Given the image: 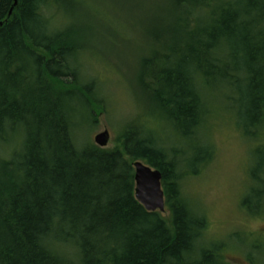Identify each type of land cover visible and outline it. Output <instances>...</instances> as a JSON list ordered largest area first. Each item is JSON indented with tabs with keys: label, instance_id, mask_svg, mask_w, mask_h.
Segmentation results:
<instances>
[{
	"label": "trees",
	"instance_id": "1",
	"mask_svg": "<svg viewBox=\"0 0 264 264\" xmlns=\"http://www.w3.org/2000/svg\"><path fill=\"white\" fill-rule=\"evenodd\" d=\"M76 4L0 0V264H229L217 243L198 246L208 221L181 183L197 173L186 162L213 156L197 145L211 89L237 92L228 99L246 135L264 125V0H171L174 21L140 56L134 93L174 135L163 146L130 123L113 149L74 134L77 105L89 124L103 107L82 77L88 30L55 24ZM138 160L161 173L166 215L136 199ZM261 166L246 205L264 197Z\"/></svg>",
	"mask_w": 264,
	"mask_h": 264
},
{
	"label": "rangeland",
	"instance_id": "2",
	"mask_svg": "<svg viewBox=\"0 0 264 264\" xmlns=\"http://www.w3.org/2000/svg\"><path fill=\"white\" fill-rule=\"evenodd\" d=\"M60 12L55 16L56 25L68 21L88 30V48L80 55L82 77L96 81L93 92L103 100L101 111L93 107L100 114L96 123L82 120L85 108L76 106L77 142L95 144V137L108 131L104 149L119 147L122 132L136 122L151 127L161 145H170L173 129L159 115L144 111L134 86L140 56L156 49L153 38L174 21L171 0H77L76 6ZM209 94L213 95L211 113L197 145L212 148L213 156L204 167L186 162L185 170L197 173H189L192 176L181 183L184 198L208 221L205 241L198 246L217 243L229 264H246L247 258L252 264H264V197L246 205L255 184L253 174L263 170L264 154L258 148L264 147V125L254 139L249 137L228 99L231 95L237 99V92L218 88Z\"/></svg>",
	"mask_w": 264,
	"mask_h": 264
},
{
	"label": "water",
	"instance_id": "3",
	"mask_svg": "<svg viewBox=\"0 0 264 264\" xmlns=\"http://www.w3.org/2000/svg\"><path fill=\"white\" fill-rule=\"evenodd\" d=\"M109 138V132L104 131L98 134L94 141L100 148H105ZM133 168L136 184L135 196L138 202L149 212L164 213L166 205L161 173L139 160L133 163Z\"/></svg>",
	"mask_w": 264,
	"mask_h": 264
},
{
	"label": "flooded vegetation",
	"instance_id": "4",
	"mask_svg": "<svg viewBox=\"0 0 264 264\" xmlns=\"http://www.w3.org/2000/svg\"><path fill=\"white\" fill-rule=\"evenodd\" d=\"M245 262H246V264H252V262L248 258H247V260Z\"/></svg>",
	"mask_w": 264,
	"mask_h": 264
},
{
	"label": "bare ground",
	"instance_id": "5",
	"mask_svg": "<svg viewBox=\"0 0 264 264\" xmlns=\"http://www.w3.org/2000/svg\"><path fill=\"white\" fill-rule=\"evenodd\" d=\"M59 32V31H58ZM82 35V34H81ZM77 125V124H76ZM135 186H136V184H135Z\"/></svg>",
	"mask_w": 264,
	"mask_h": 264
}]
</instances>
